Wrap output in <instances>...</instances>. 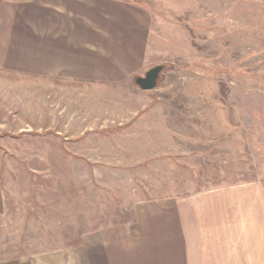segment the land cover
Listing matches in <instances>:
<instances>
[{"label": "rangeland", "instance_id": "rangeland-1", "mask_svg": "<svg viewBox=\"0 0 264 264\" xmlns=\"http://www.w3.org/2000/svg\"><path fill=\"white\" fill-rule=\"evenodd\" d=\"M38 1L0 0V37L35 25ZM113 1L147 19L143 70L73 82L0 63V262L154 200L264 182V0Z\"/></svg>", "mask_w": 264, "mask_h": 264}, {"label": "crops", "instance_id": "crops-1", "mask_svg": "<svg viewBox=\"0 0 264 264\" xmlns=\"http://www.w3.org/2000/svg\"><path fill=\"white\" fill-rule=\"evenodd\" d=\"M38 3L49 7L32 13L35 25H7L15 33L1 34L2 65L24 63V70L73 82H118L146 67L143 14L113 0ZM74 238L0 264H264V182L154 200Z\"/></svg>", "mask_w": 264, "mask_h": 264}, {"label": "water", "instance_id": "water-1", "mask_svg": "<svg viewBox=\"0 0 264 264\" xmlns=\"http://www.w3.org/2000/svg\"><path fill=\"white\" fill-rule=\"evenodd\" d=\"M164 64H157L149 68L144 75L136 77V83L143 90H152L158 86L160 75L164 69Z\"/></svg>", "mask_w": 264, "mask_h": 264}]
</instances>
